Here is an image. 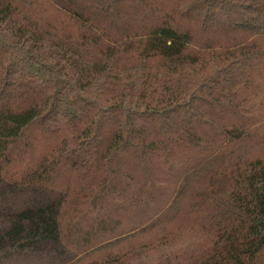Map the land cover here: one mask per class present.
<instances>
[{
  "label": "trees",
  "instance_id": "16d2710c",
  "mask_svg": "<svg viewBox=\"0 0 264 264\" xmlns=\"http://www.w3.org/2000/svg\"><path fill=\"white\" fill-rule=\"evenodd\" d=\"M263 129L264 0H0V264H264Z\"/></svg>",
  "mask_w": 264,
  "mask_h": 264
},
{
  "label": "rangeland",
  "instance_id": "374dc122",
  "mask_svg": "<svg viewBox=\"0 0 264 264\" xmlns=\"http://www.w3.org/2000/svg\"><path fill=\"white\" fill-rule=\"evenodd\" d=\"M264 136V129L263 132L260 134ZM250 154L255 156H262L264 155V139H255L250 142ZM173 230L170 235V243L172 244L170 248L164 249H157L155 252L152 253L153 257L164 256V254L168 253H178L179 250L184 249L185 247L192 245L194 248H200L203 244L202 237L197 234L196 232H176V227H173ZM138 241H143L145 243L150 242L149 237H144Z\"/></svg>",
  "mask_w": 264,
  "mask_h": 264
}]
</instances>
